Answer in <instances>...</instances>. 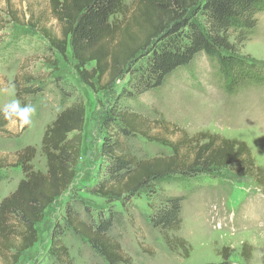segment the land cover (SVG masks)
<instances>
[{"label":"trees","instance_id":"1","mask_svg":"<svg viewBox=\"0 0 264 264\" xmlns=\"http://www.w3.org/2000/svg\"><path fill=\"white\" fill-rule=\"evenodd\" d=\"M261 12L264 0H135L132 5L127 0H49V17L56 21V29L47 26L49 18L43 16H38L31 26L48 41L49 49L63 58L68 47L71 48L78 77L91 90H96L94 80L100 84L108 77L105 84L109 87L124 72L129 73L127 86L120 93L127 98L163 87L178 69L202 53L218 64L228 90H233L240 78L262 80L261 65L249 62L237 48L239 41L244 42L256 30V16ZM197 13L199 20L195 19ZM11 16L19 20L15 13ZM90 63L94 66L88 69ZM33 78L30 73H23L14 80L20 99V80L29 94L34 89L26 86ZM85 121L86 106L82 99L57 114L41 140L47 162L45 173L33 168L37 152L34 146H26L17 153L15 166L21 167L25 178L0 202L2 264H17L38 242L37 225L48 208L74 183ZM111 123L117 124L126 137L140 133L170 152L141 157L127 148L118 134L109 132ZM8 124L0 117L1 131ZM158 125L165 134L151 135L146 121L133 110L127 107L123 111L107 110L101 146L105 171L99 173L90 192L108 203L120 201L122 206L147 193L155 200L148 216L152 226L161 232L170 249H180L187 255L190 245L179 235L184 198L162 194L157 184L172 177L198 178L225 170L263 185L264 168L256 165L250 147L243 140L209 132L191 136L185 129L170 128L160 122ZM166 131L170 136L180 133L176 139H170ZM82 217L80 210L68 202L64 225H56L51 232L48 254L54 264H73L63 239L67 232L80 237L108 264H124L121 245L112 232L118 219L100 216L91 222ZM227 250L222 249L221 261L207 264H229ZM251 255V246L244 243L242 256L247 260Z\"/></svg>","mask_w":264,"mask_h":264},{"label":"rangeland","instance_id":"2","mask_svg":"<svg viewBox=\"0 0 264 264\" xmlns=\"http://www.w3.org/2000/svg\"><path fill=\"white\" fill-rule=\"evenodd\" d=\"M134 1L127 3L132 5ZM12 13L18 21L12 18ZM38 16L49 18L47 26L56 29V21L49 17V0H0V105L13 98L12 93L20 99L14 80L18 75L20 79L23 73H30L34 78L26 87L34 92L26 93L20 80V101L36 108L30 126L20 128L9 123L5 130H0V202L25 178L15 163L17 153L26 146L36 148L34 170L47 172L41 140L57 114L82 99L86 121L77 177L70 189L48 208L37 225L38 242L17 264H54L48 254L51 232L56 225H64L68 202L80 210L85 220L95 222L100 216L118 219L112 232L121 245L124 264L219 262L224 247L228 249L229 264H264V184L253 178L224 170L198 178L172 177L157 184L162 194L184 198L179 235L190 245L187 255L180 249H170L161 232L152 226L148 216L155 200L147 193L122 206L120 201L108 203L90 192L99 173L105 171L101 146L106 134L104 118L110 109L133 110L146 121L151 135L165 134L158 125L160 122L170 128L185 129L191 136L209 132L243 140L250 147L256 165L264 168V12L256 16V30L244 42L239 41L237 47L249 62L261 65L262 80L240 78L234 89L228 90L218 64L202 53L178 69L163 87L127 98L120 93L127 86L129 73L124 72L109 87L105 84L108 77L100 84L94 80L96 90H91L78 77L71 48L68 47L63 58L50 50L48 41L32 28L31 23ZM195 19H200L199 13ZM93 66L90 63L87 68ZM109 132L118 134L123 144L141 157L170 152L140 133L126 137L117 124L111 123ZM166 132L170 139H176L180 133L170 136ZM72 235L67 232L63 239L73 264H108L90 245ZM244 243L252 249L247 260L242 256Z\"/></svg>","mask_w":264,"mask_h":264},{"label":"clouds","instance_id":"3","mask_svg":"<svg viewBox=\"0 0 264 264\" xmlns=\"http://www.w3.org/2000/svg\"><path fill=\"white\" fill-rule=\"evenodd\" d=\"M11 95L13 98L0 105V117L10 124L18 125L20 128L30 126L36 112L35 106L22 104L20 99L15 98L14 93Z\"/></svg>","mask_w":264,"mask_h":264}]
</instances>
